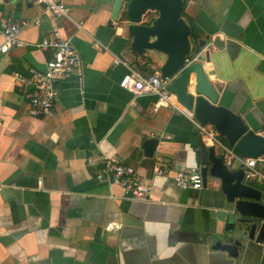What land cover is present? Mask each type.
<instances>
[{
	"label": "crops",
	"instance_id": "0c3cea01",
	"mask_svg": "<svg viewBox=\"0 0 264 264\" xmlns=\"http://www.w3.org/2000/svg\"><path fill=\"white\" fill-rule=\"evenodd\" d=\"M182 1V18L194 32L191 53L199 52L196 41L202 55L208 52L204 68L213 73L209 80L220 104L259 134L264 0ZM63 2L69 20L54 19L33 0L0 2V23L17 24L23 43L0 54V264H263L253 242L237 258L212 249L227 229L219 180L207 177L198 190H181L174 182L180 171L200 170L210 148L227 162L237 157L233 168H244L247 159L217 132L201 136L180 105L156 109L154 96L119 87L127 69L113 59L139 56L122 25L111 21L114 0ZM55 32L70 40L80 68L57 82L51 114L31 118L24 81L30 70H44L50 52L39 45ZM142 58L158 71L166 60L154 51ZM149 139L158 141L152 158L142 154ZM100 155L133 168L149 188L148 198L130 200L118 186L97 182V168L85 162ZM155 168L166 176L155 175ZM255 170L262 181L245 182L264 203V157Z\"/></svg>",
	"mask_w": 264,
	"mask_h": 264
},
{
	"label": "water",
	"instance_id": "95a60500",
	"mask_svg": "<svg viewBox=\"0 0 264 264\" xmlns=\"http://www.w3.org/2000/svg\"><path fill=\"white\" fill-rule=\"evenodd\" d=\"M182 8V0H114L111 21L122 25L130 49L138 56L154 51L166 57L159 68L160 79L168 82L167 90L199 125L211 126L242 158L264 157V138L250 129L242 116L220 104L218 91L209 80L213 73L204 68L209 54L202 55L201 42L196 41L199 52L184 66V59L193 48L194 32L183 20ZM149 12L156 13V17L143 22ZM157 144L156 139L147 140L142 146L143 156L152 158ZM235 160L237 157L227 162L226 157L217 156L215 149L210 148L201 162L203 186L207 177L219 180L226 199L222 214L227 229L212 249L237 258L239 250L253 242L260 247L264 264L262 194L246 184L242 166L233 168Z\"/></svg>",
	"mask_w": 264,
	"mask_h": 264
},
{
	"label": "built area",
	"instance_id": "2783aa9c",
	"mask_svg": "<svg viewBox=\"0 0 264 264\" xmlns=\"http://www.w3.org/2000/svg\"><path fill=\"white\" fill-rule=\"evenodd\" d=\"M27 0H0L3 3H23ZM42 7L45 14L56 20H69L70 9L63 0H33ZM155 17L151 18L154 19ZM147 19L145 18L144 21ZM81 28V25H78ZM3 43L0 46V54H7L11 49L21 48L23 43L19 41L20 27L10 19H4L0 23ZM39 48L50 52V58L45 63L43 71L30 70V77L24 81L28 90L24 94L27 104V113L31 118L49 116L59 97L57 82L80 68V58L70 40L63 39L57 32L52 38L41 41ZM194 55L184 59V66L191 63ZM115 66L122 65L127 69L119 83V87L134 96L150 95L156 98L154 107L156 109L165 106H179L176 98L167 90L168 82L160 79L158 70H155L150 61L137 57L133 62L115 57ZM199 134L204 137L213 138L216 132L210 126H201L194 122ZM264 138V129L258 134ZM231 155V154H230ZM232 158H236L232 155ZM256 160L247 159L244 164V180L259 183L262 176L255 170ZM87 167L97 168L95 180L106 183L109 186H118L125 198L130 200H146L149 196V188L143 179L138 176L133 168L124 166L117 161L109 160L104 156L88 158L85 162ZM154 174L166 176V172L155 168ZM176 186L181 190H198L203 186L201 172L198 169L180 171L174 178ZM41 186V183H38Z\"/></svg>",
	"mask_w": 264,
	"mask_h": 264
},
{
	"label": "rangeland",
	"instance_id": "374dc122",
	"mask_svg": "<svg viewBox=\"0 0 264 264\" xmlns=\"http://www.w3.org/2000/svg\"><path fill=\"white\" fill-rule=\"evenodd\" d=\"M153 17H156V13H152V12H149L148 14H147V16H146V19L148 20V19H151V18H153ZM193 53H191V55H192Z\"/></svg>",
	"mask_w": 264,
	"mask_h": 264
},
{
	"label": "bare ground",
	"instance_id": "6f19581e",
	"mask_svg": "<svg viewBox=\"0 0 264 264\" xmlns=\"http://www.w3.org/2000/svg\"><path fill=\"white\" fill-rule=\"evenodd\" d=\"M191 52H192V49H191V51H190V54L187 56V58H190L191 56H193V55L195 54V53H193V54L191 55ZM205 68H206V69H209L210 67H209L208 65H206Z\"/></svg>",
	"mask_w": 264,
	"mask_h": 264
}]
</instances>
